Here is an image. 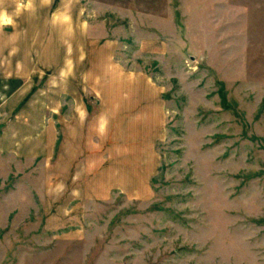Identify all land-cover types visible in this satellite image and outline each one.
Masks as SVG:
<instances>
[{"label":"rangeland","instance_id":"1","mask_svg":"<svg viewBox=\"0 0 264 264\" xmlns=\"http://www.w3.org/2000/svg\"><path fill=\"white\" fill-rule=\"evenodd\" d=\"M0 4L17 43H35V10L49 48L73 28L113 43L115 62L148 77L161 106L155 173L140 192L114 180L102 191L99 172L73 177L59 139L40 157L1 155L0 264H264V0ZM48 68L21 105L55 89Z\"/></svg>","mask_w":264,"mask_h":264},{"label":"crops","instance_id":"2","mask_svg":"<svg viewBox=\"0 0 264 264\" xmlns=\"http://www.w3.org/2000/svg\"><path fill=\"white\" fill-rule=\"evenodd\" d=\"M32 13L39 23L30 33L35 43L29 36L17 43L15 34L5 30L9 20L0 25V156L40 157L59 139V161L72 163L73 177L77 171L86 178L99 172L105 179L102 191L114 180L122 192H140L155 173L160 90L145 75L118 65L113 43L91 41L82 28L70 29L68 40L57 31L56 49L49 48V37H42L49 34L46 12ZM50 64L57 67L55 89L48 82L21 105L33 83L47 76ZM24 81L28 84L19 90ZM65 99L72 101L67 116Z\"/></svg>","mask_w":264,"mask_h":264}]
</instances>
